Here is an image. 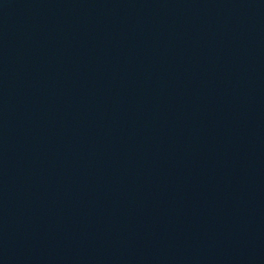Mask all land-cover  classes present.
Instances as JSON below:
<instances>
[{
    "label": "water",
    "instance_id": "95a60500",
    "mask_svg": "<svg viewBox=\"0 0 264 264\" xmlns=\"http://www.w3.org/2000/svg\"><path fill=\"white\" fill-rule=\"evenodd\" d=\"M0 264H264V0H131L0 123Z\"/></svg>",
    "mask_w": 264,
    "mask_h": 264
}]
</instances>
